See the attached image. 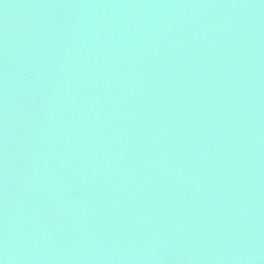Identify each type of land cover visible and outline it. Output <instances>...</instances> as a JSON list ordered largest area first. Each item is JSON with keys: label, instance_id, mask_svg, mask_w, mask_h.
I'll return each instance as SVG.
<instances>
[{"label": "water", "instance_id": "water-1", "mask_svg": "<svg viewBox=\"0 0 264 264\" xmlns=\"http://www.w3.org/2000/svg\"><path fill=\"white\" fill-rule=\"evenodd\" d=\"M3 264H264V0H0Z\"/></svg>", "mask_w": 264, "mask_h": 264}, {"label": "clouds", "instance_id": "clouds-1", "mask_svg": "<svg viewBox=\"0 0 264 264\" xmlns=\"http://www.w3.org/2000/svg\"><path fill=\"white\" fill-rule=\"evenodd\" d=\"M0 264H3V261L2 260H0Z\"/></svg>", "mask_w": 264, "mask_h": 264}]
</instances>
